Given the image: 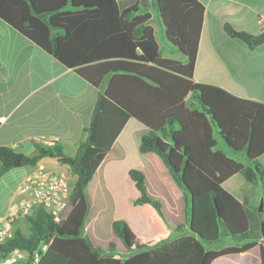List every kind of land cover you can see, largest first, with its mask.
Instances as JSON below:
<instances>
[{"label":"trees","instance_id":"obj_1","mask_svg":"<svg viewBox=\"0 0 264 264\" xmlns=\"http://www.w3.org/2000/svg\"><path fill=\"white\" fill-rule=\"evenodd\" d=\"M153 8L163 20L167 41L185 56L184 64L162 58L149 24L150 13L121 9L117 0H0V18L23 37L94 87L106 82L85 129L86 137L73 157L57 143L38 147L35 157L0 147L4 169L35 166L49 157L68 165L76 176L66 220L55 224L46 209L36 208L27 219L29 232L15 229L0 245V258L15 249L31 255L46 245L38 264L146 263L145 250H129L126 258H118L120 249L115 244L97 246L86 232L88 184L131 117L148 128L140 152L160 157L183 192L185 225L207 251L201 264L208 263L214 255L212 246L222 239L264 243V211H257L258 202L239 201L223 186L239 173L248 185L260 189L264 199V166L258 161L264 153V104L241 99L223 103V98L233 97L218 87L192 81L202 14L195 0H153ZM223 28L251 50L264 43V34L238 31L228 23ZM216 135L233 153H244L249 164L220 150ZM161 138L170 142L166 151L159 145ZM129 176L139 191L133 205H150L163 216L143 175L131 169ZM111 228L127 249L125 222L112 221ZM179 228L150 247L166 245L181 232Z\"/></svg>","mask_w":264,"mask_h":264},{"label":"crops","instance_id":"obj_2","mask_svg":"<svg viewBox=\"0 0 264 264\" xmlns=\"http://www.w3.org/2000/svg\"><path fill=\"white\" fill-rule=\"evenodd\" d=\"M117 1L121 9L136 8L150 13L149 24L160 53L181 52L167 41L163 20L153 8V0ZM195 1L202 7V14L192 81L218 87L233 97L223 98V103H237L235 99H241L264 104V92L260 91L264 90V43L251 50L244 42L229 37L223 28L228 23L238 31L264 34V0ZM201 52H216L221 58L225 65L220 64L223 81L217 82L214 77L205 75L210 63L201 66ZM181 55L184 59L161 53L162 58L184 64L186 58ZM224 67L230 69L231 75L224 73ZM105 86L106 82L100 88L94 87L0 18V147L35 157L38 147L54 142L63 147L67 156L73 157L86 137L85 129L90 125L95 102ZM222 111L227 113L228 108ZM146 133L145 125L129 118L95 171L87 187L90 211L86 232L97 246L107 248L110 243L115 244L120 249L118 258H126L129 250H145V264H201L207 251L185 225L182 190L160 157L154 153L142 154L139 150ZM216 139L218 148L227 156L249 164L244 153H233L218 135ZM159 145L166 151L170 142L161 138ZM258 161L264 166V153ZM37 168L65 176L72 190L76 176L68 165L55 158L44 157L35 166L13 169H4L0 162V218L17 212L30 197V192H22L24 178ZM131 169L143 175L148 193L161 204L163 216L150 205H133L139 191L129 176ZM223 186L237 200L249 204L259 202L261 197L260 189L248 185L239 173ZM115 220L126 224L127 249L112 232L111 223ZM25 224L28 229L27 220L19 218L15 229L25 233ZM177 227L181 232L169 243L150 247L169 237ZM107 228L110 235L109 232L103 235ZM100 238L102 243L98 241ZM263 247L261 241L254 244L220 242L207 264H262Z\"/></svg>","mask_w":264,"mask_h":264},{"label":"built area","instance_id":"obj_3","mask_svg":"<svg viewBox=\"0 0 264 264\" xmlns=\"http://www.w3.org/2000/svg\"><path fill=\"white\" fill-rule=\"evenodd\" d=\"M22 192H30V197L22 202L21 208L14 214L0 218V245L13 236L17 219L27 220L36 208L46 209L55 224H62L71 210L70 185L61 174L49 172L44 168L34 169L25 176ZM46 248V245H42L31 255L15 249L5 258H0V264H38Z\"/></svg>","mask_w":264,"mask_h":264},{"label":"rangeland","instance_id":"obj_4","mask_svg":"<svg viewBox=\"0 0 264 264\" xmlns=\"http://www.w3.org/2000/svg\"><path fill=\"white\" fill-rule=\"evenodd\" d=\"M159 36V34H158ZM159 39V38H158ZM163 53L164 55H170V56H173V57H176V58H180V59H184V57H182V55L179 53V52H161ZM171 53V54H169ZM202 54V57H201V66H204V65H209L206 66V70H205V75H207V77H214L212 79H215V81L217 82H220V81H223L221 78V65L222 66H225L222 61H221V58L218 57L216 55V52H201ZM212 64V65H211ZM224 73H228L229 75L230 74V69L227 68V67H224ZM227 76V75H226ZM262 92H264V90H260ZM23 230L25 231V233L27 234L29 231L27 229V224H25V227L23 228ZM109 232V229H105L104 230V234L103 235H107ZM109 235H110V232H109ZM98 241H100V243L103 242V240L100 238ZM225 242V243H223ZM232 241L229 240V239H222L221 243L222 244H228V243H231ZM220 244V243H219ZM219 244H215L214 246H212L213 249H215Z\"/></svg>","mask_w":264,"mask_h":264},{"label":"water","instance_id":"obj_5","mask_svg":"<svg viewBox=\"0 0 264 264\" xmlns=\"http://www.w3.org/2000/svg\"><path fill=\"white\" fill-rule=\"evenodd\" d=\"M257 211L258 212H263L264 211V199L263 197L259 198L258 206H257Z\"/></svg>","mask_w":264,"mask_h":264}]
</instances>
